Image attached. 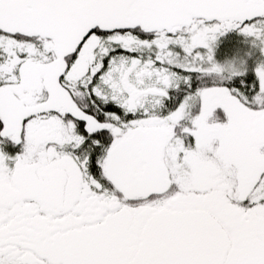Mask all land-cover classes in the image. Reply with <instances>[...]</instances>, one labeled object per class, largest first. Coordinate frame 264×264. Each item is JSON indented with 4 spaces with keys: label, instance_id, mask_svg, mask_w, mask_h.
I'll list each match as a JSON object with an SVG mask.
<instances>
[{
    "label": "snow or ice",
    "instance_id": "snow-or-ice-1",
    "mask_svg": "<svg viewBox=\"0 0 264 264\" xmlns=\"http://www.w3.org/2000/svg\"><path fill=\"white\" fill-rule=\"evenodd\" d=\"M0 264H264V0H0Z\"/></svg>",
    "mask_w": 264,
    "mask_h": 264
}]
</instances>
